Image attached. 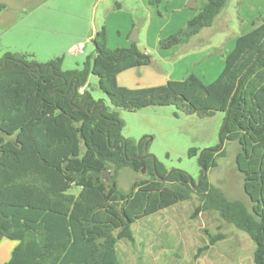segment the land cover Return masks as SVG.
<instances>
[{
  "label": "trees",
  "instance_id": "obj_1",
  "mask_svg": "<svg viewBox=\"0 0 264 264\" xmlns=\"http://www.w3.org/2000/svg\"><path fill=\"white\" fill-rule=\"evenodd\" d=\"M160 2L147 0L158 15ZM227 3L206 0L184 27L159 40L160 47L181 44L210 26ZM257 20L236 38L224 68L209 83L190 73L161 85H119L118 73L149 64L151 56L135 41L109 47L105 25L91 37L93 52L80 69L62 70L59 59L37 63L5 53L0 59V240L17 244L4 264H121L117 242L135 243L132 223L193 192L194 213L217 211L252 240L254 264H264V14ZM89 74L111 104L126 110L174 104L200 116L223 111L220 140L238 143L235 164L250 209L202 176L203 168L216 165L219 145L200 151L197 187L181 169L167 172L152 158L129 160L141 154L145 139L136 145L120 135L116 112L90 100ZM125 166L147 167L151 177L135 179L123 191L116 176ZM111 167L115 173L104 179L102 171ZM218 236L210 235L209 242Z\"/></svg>",
  "mask_w": 264,
  "mask_h": 264
},
{
  "label": "rangeland",
  "instance_id": "obj_2",
  "mask_svg": "<svg viewBox=\"0 0 264 264\" xmlns=\"http://www.w3.org/2000/svg\"><path fill=\"white\" fill-rule=\"evenodd\" d=\"M259 1L241 0L236 8L232 4L225 6L218 16L226 12L222 29L214 31L206 27L191 38L189 47L179 54L200 53L213 48L211 55H202L199 62L192 64L193 72L204 69L205 58L215 56L224 62L222 54L229 48L232 36L249 28L251 21L259 18L261 10L255 11L252 7L258 9ZM158 9L161 15V6ZM149 10L155 17L160 16L143 0H0V59L9 52L37 63L49 64L51 60L59 59L62 70L80 69L93 52L91 37L104 25L106 15L120 13L122 20L129 23V36L135 29L138 36L139 28L143 35ZM135 42L140 50L145 49L143 39ZM73 44H77L79 50L72 51ZM155 45L151 41L147 46L150 56L155 57L152 65L170 71L171 64L160 58ZM221 45L225 47L219 51ZM85 87L92 99L116 112L122 122L121 136L136 145L145 139L139 150L141 154H133H153L154 160L167 172L181 169L196 184L200 178V151L219 145L216 165L206 172L208 181L221 188L228 197L242 200L250 209L251 202L243 191L242 175L235 164L238 143L220 140L223 111L200 116L184 113L174 104H152L126 110L111 104L94 74H89ZM192 149L196 150L195 154H190ZM149 163L154 167L153 160ZM144 177H151L147 167L134 171L125 166L119 169L116 180L118 187L126 191L135 179ZM70 191L77 192V189ZM197 203V195L193 192L189 199L133 222L135 243L117 242L121 264H254V243L249 236L225 221L215 210L194 213ZM210 235L219 236L210 243Z\"/></svg>",
  "mask_w": 264,
  "mask_h": 264
},
{
  "label": "crops",
  "instance_id": "obj_3",
  "mask_svg": "<svg viewBox=\"0 0 264 264\" xmlns=\"http://www.w3.org/2000/svg\"><path fill=\"white\" fill-rule=\"evenodd\" d=\"M205 1L206 0H161L159 5L161 6L163 13L161 12V15L159 16L160 18L155 17L152 11L149 10L148 20L147 24L144 26L143 35L141 34L142 31L139 28L137 41H141L142 39L144 40V45L146 47L143 52H147L149 55L150 50L147 46L151 43V41L152 43L155 42L157 54L162 60L169 61V64H171V70L167 71V69L163 66L159 68L154 67L152 64L155 57L151 56V62L149 64L130 67L118 73L116 77L118 84L129 88L161 85L170 79L182 80L190 73L197 75L204 83L213 81L224 68L225 60L224 62L219 61L215 56L210 57V59L205 58L202 63L204 64L202 67L204 69H199V71L202 72H193L191 70L192 64L199 62L202 55L204 57L211 55L213 53V48L205 49L200 51V53L194 54L186 53L185 55H181L179 53L189 47L191 38L196 36L201 30H203V28H213L214 31L222 29L223 24L226 22V12H224V15H221V17L218 16L223 9L215 17L210 26L203 27L198 33L191 36L185 42L168 48H162L159 45V40L161 38L184 27L187 20L203 7ZM240 1L241 0H228L226 6L232 4L233 7L236 8V4ZM143 2L147 4V0H143ZM258 5V9L254 5H252V7L255 11L261 10L260 15L264 14V0H260ZM257 19L258 18L251 21V26L249 28H245L242 32L232 36L231 42L228 44L229 48L224 54H222L223 58L224 55L233 48L236 38L250 29L253 21L257 22ZM104 25L107 33V45L109 47L114 48L119 46H128L133 41L129 36V23L126 22V19H124V21L122 20L120 13L115 12L111 15H106ZM248 25L249 23L246 27H248ZM77 47V44H73L71 46V50L77 51ZM224 47L225 45H221L219 51L224 49ZM80 90H83V88ZM16 244L17 242H12L7 238L0 240V264H4L10 258L12 249Z\"/></svg>",
  "mask_w": 264,
  "mask_h": 264
},
{
  "label": "water",
  "instance_id": "obj_4",
  "mask_svg": "<svg viewBox=\"0 0 264 264\" xmlns=\"http://www.w3.org/2000/svg\"><path fill=\"white\" fill-rule=\"evenodd\" d=\"M130 39L131 40H133V41H137L138 40V37H137V29H135L134 31H133V33L130 35ZM77 91V89L74 87V92H76ZM90 100H92V98L90 97ZM103 104H100V106H102ZM87 108V107H86ZM152 158V159H154V157H153V154H151V153H145V154H143V155H138V154H132V155H130L129 157H128V159L129 160H131V159H137V160H139V161H142V160H144L145 158ZM206 172H207V170L205 169V168H203V174H202V176H205L206 175ZM115 173V167H111V169L110 170H108V169H104L103 171H102V177L104 178V179H108V178H110L111 177V175H113ZM165 177H166V175H165ZM189 180H190V182H192V179H191V177L189 178ZM199 185V181L194 185L195 187H197Z\"/></svg>",
  "mask_w": 264,
  "mask_h": 264
},
{
  "label": "built area",
  "instance_id": "obj_5",
  "mask_svg": "<svg viewBox=\"0 0 264 264\" xmlns=\"http://www.w3.org/2000/svg\"><path fill=\"white\" fill-rule=\"evenodd\" d=\"M77 50H79V47H77Z\"/></svg>",
  "mask_w": 264,
  "mask_h": 264
},
{
  "label": "flooded vegetation",
  "instance_id": "obj_6",
  "mask_svg": "<svg viewBox=\"0 0 264 264\" xmlns=\"http://www.w3.org/2000/svg\"><path fill=\"white\" fill-rule=\"evenodd\" d=\"M145 159H147V158H145Z\"/></svg>",
  "mask_w": 264,
  "mask_h": 264
}]
</instances>
